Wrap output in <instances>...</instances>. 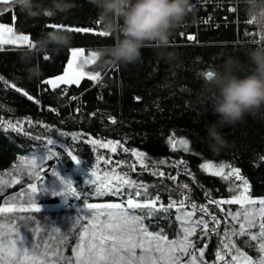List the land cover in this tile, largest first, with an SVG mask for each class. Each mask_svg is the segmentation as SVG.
<instances>
[{
  "label": "trees",
  "instance_id": "1",
  "mask_svg": "<svg viewBox=\"0 0 264 264\" xmlns=\"http://www.w3.org/2000/svg\"><path fill=\"white\" fill-rule=\"evenodd\" d=\"M210 1L212 4L207 10L213 14V19L209 23L199 24L200 16L204 21L208 20L207 13L194 10L195 21L171 38V47L167 51L177 53L176 60L166 62L153 49L146 48L142 60L127 68H109L101 72L96 70L97 60L89 65V71L100 75L97 85L94 84L96 79L84 78L77 85L52 89L45 81L63 73L72 49L80 48L88 54L97 47L113 44L114 37L96 34L98 10L88 0H76L79 7L67 17L39 19H29L13 3L0 0V24L12 25L16 33L29 35L33 42L42 32L56 29V25L87 29L69 31L74 36L73 43L60 53L49 54L47 60L45 56L34 59L33 63L39 62L43 70L39 79H29L25 65L19 61V51L30 47L0 46V174L9 170L20 157L48 154V147L44 148L34 139V129L45 128L64 135L69 148L49 146L54 155L46 166L59 164L72 176L71 181L79 194V200L69 195L66 204H59L58 197L36 200L41 207L39 212L47 214L41 217L44 225L38 235L40 244L47 237L52 238L53 232L48 229L57 224L60 226L61 214L69 215L71 226L68 230L71 229L73 235V232L90 226L94 213L86 208L88 203L114 202H121L129 214L140 218L148 232L166 237L167 241L175 240L182 231L178 219L181 204L168 207L173 204L165 193L170 186L190 187V201L195 206L204 204V190L213 199L228 198L233 194L224 178L203 170L205 163H224L238 169L249 182L250 197L264 198V117H248L235 127L222 129L231 146L215 153L208 147L206 126L217 117L212 113L211 101L200 97L202 74L219 67L226 55L239 56L247 70L244 53L248 48L264 45V31L247 18L239 0ZM233 4L235 11L230 10ZM189 19L191 21V17ZM188 36L194 39H188ZM20 125L28 126L29 136L17 131ZM93 140L114 142L129 157L136 152L143 154L147 166L145 169L137 167L134 175L143 173L139 181L148 188L147 196L141 193L142 189L129 186H124L119 195L105 187L103 194H97L100 181L86 183L90 176L83 177L76 171L68 153L72 151L79 157H86L92 150L90 141ZM180 140L188 141V150L179 144L176 149L171 147L172 142ZM165 162L171 167L165 166ZM156 167L166 170V174H169L168 170H174L172 174L176 175V180L168 181L166 177L151 173L150 168ZM44 174L46 182L48 173ZM25 180L15 181L3 195L0 194V200L6 194L29 192L31 188ZM166 182L170 183L166 185ZM134 192L141 194L132 196ZM129 198L135 202L155 200L156 204L154 208L132 209L127 206ZM49 205L53 207L49 208ZM186 206L191 205L187 203ZM206 223L208 227L212 225L210 220ZM235 242L241 247V240ZM218 248V242L211 238L203 254L204 264H218Z\"/></svg>",
  "mask_w": 264,
  "mask_h": 264
},
{
  "label": "clouds",
  "instance_id": "2",
  "mask_svg": "<svg viewBox=\"0 0 264 264\" xmlns=\"http://www.w3.org/2000/svg\"><path fill=\"white\" fill-rule=\"evenodd\" d=\"M97 10L96 22L101 30L114 37L111 45L93 50L96 70L135 65L142 60L143 50L172 62L178 58L171 47V38L195 21L192 0H88ZM247 18L264 31V0H239ZM13 5L29 19L67 17L79 7L76 0H14ZM191 17V21L190 18ZM74 36L64 29L42 32L34 47L21 49L19 61L25 65L29 79H39L43 70L40 56L60 53L70 47ZM245 62L239 56L226 55L219 67L202 74L200 97L211 101V110L217 117L206 126L208 147L215 153L229 148L231 142L222 133L225 127H235L246 118L264 117V45L248 48ZM88 68V61H81Z\"/></svg>",
  "mask_w": 264,
  "mask_h": 264
},
{
  "label": "rangeland",
  "instance_id": "3",
  "mask_svg": "<svg viewBox=\"0 0 264 264\" xmlns=\"http://www.w3.org/2000/svg\"><path fill=\"white\" fill-rule=\"evenodd\" d=\"M4 1V0H1ZM3 25V24H0ZM5 28H7L6 25H3ZM13 28V26H12ZM16 33V32H15ZM0 34H2V31H0ZM17 35H27L23 33H16ZM29 36V35H28ZM1 44L0 46H2ZM5 45V44H4ZM13 46H20L18 44H9ZM77 51L79 54L81 51L83 52L82 56H78L76 66L78 68H81V61L86 60L88 61V66L93 64L96 59L93 58L92 53L89 52L86 54V52L83 49L80 48H74L70 51V57L69 60L65 66V69L63 73L51 77L49 79L55 81V87L51 84L49 86L54 89L61 85H71V84H79L84 78H88V76H95L99 77L100 75L98 73H94L89 71L88 69L84 72H86L88 75L85 77L80 78L79 83H65L59 80V77L64 76L66 73H69L71 70L68 68V64L73 61L72 52ZM48 79V80H49ZM89 79V78H88ZM19 133L29 136V133L27 132L29 130L27 125H20L19 128H17ZM34 136L35 140L38 141L41 145H43L44 148H47L46 142L48 139H53L55 141V144L52 146H61L68 150L67 146V140L64 137V135L54 132L52 130H38L34 129ZM95 141V140H94ZM97 143L93 144L90 141L91 151L89 152V155L86 157H79L83 163L80 166H77L75 163L76 171L78 173H81L83 177L90 176L89 170H95L97 172V177H92L93 180H99L100 184L101 182H104L105 185L108 184L110 181L111 186L115 187L117 184L120 183L119 180H116L114 177L119 175L123 176L128 180H131L135 183L137 189H142L141 193H144L146 196L148 195L145 193V190L148 188L146 186H143L139 180L140 176H142L143 173L139 172V175H134L135 169L137 167H140L141 169H145L147 166L145 164V161L143 159V164L135 155L133 157H129V154H126V152H123V150H120L119 146L115 144L114 142H111L109 144V141H96ZM101 144H108L107 147H101ZM115 148V151H112V148ZM73 154L72 151H69ZM123 153H125V156H123ZM48 154H36L26 157H20L17 162L7 171L0 174V194L3 195L8 187L13 185L15 181H18L20 179L26 178V184L30 187V185L35 184L37 187L36 193H32L31 189L29 192H15L12 194H6L2 196L0 200V208L4 207H10V208H28L32 202L34 201L36 205V200L38 199H48V198H54L58 197L60 203L59 204H66L69 201V198L67 197V201L61 197V196H53L52 192H61L63 190V185L60 183V180L56 177H53L52 171L57 170L60 174V177L65 180H72V176L66 172V170H63V168L55 163L53 166H46V162L49 161L51 158L47 160H43L47 157ZM75 155V154H73ZM37 157V168L33 169L31 167V159L32 157ZM128 156V157H127ZM39 158L41 160H39ZM105 161H111V163H106ZM205 164H212L215 165L217 168L223 167L225 176L228 178L225 179L229 183V188L233 192V194L228 198H217L213 199L208 194L207 190H204L205 193L203 197H205V201L203 205L196 206L193 208V203L190 201L192 199V193L190 187L187 186L185 188V185H182V189H179V187L170 186L169 190H166V198L169 199L172 203L175 202V205L184 204L183 207L180 205L178 206L179 210H181L178 213V217L181 226V235L172 241H167L169 243L171 242H179L183 240L185 236L184 228L188 226L195 227V232L189 237V239L193 242V247L189 249L190 254H194L197 256V264H201V261L203 262V256L201 257L199 255L200 251H203V254L207 251L210 239L214 237L216 242H218V253L224 256V260H220L218 264H238V262L242 259L240 255L237 253V249L239 250V253L242 254L243 257H249L252 260V264H259V261L261 259H264V252L260 251L259 244L261 242H264V237L259 236V224L261 222V217L259 216V208L262 207L258 203L255 205H247V204H240V203H224L222 205H217L216 203H211V201H222V200H230L235 199L239 195L243 194L248 197H250V188H249V182L246 178L240 175L241 179H237L235 175H231L232 173V167L228 166L227 164L220 163H205ZM165 166L168 168L171 167V165H168L167 162H165ZM203 168V167H202ZM151 173H155L156 175H159V173H163L164 175L161 177H166L168 181H175L176 175L172 174V171L174 170H168L169 174H166L167 171L161 170L160 168H150ZM204 170V169H203ZM175 172V171H174ZM207 173H210L209 171H206ZM48 173L46 177L45 182V174ZM107 174V175H105ZM211 174V173H210ZM218 176V175H217ZM247 181V191H245V185L243 181ZM160 182V181H159ZM170 182H166V185ZM164 185V184H163ZM41 186V187H40ZM127 186L126 184L121 185V189ZM31 188V187H30ZM48 189L47 193L44 192V189ZM107 188V187H105ZM134 188V187H132ZM193 192V190H192ZM154 199H157L156 197ZM254 200L259 201L260 199L264 198H252ZM156 201L161 202V200L157 199ZM155 200L152 201H139L137 203L145 204V203H154L156 204ZM25 202L27 204H25ZM119 203L121 202H114ZM187 203H190L191 206L187 207ZM100 204V203H99ZM104 204H111V203H101L100 205ZM237 204V205H235ZM39 206V205H38ZM49 208H52L53 205H49ZM41 208V207H40ZM125 208V207H124ZM145 208V207H144ZM154 208V207H151ZM206 208L207 214L205 212H202L200 209ZM254 211L256 213L255 216V227L247 229V233L245 235H233V231L235 233L240 232V225L244 222V212L245 210ZM126 210V208H125ZM103 211V209H102ZM240 212L241 217L239 220H234L232 216L236 213ZM188 213H192L191 217H188ZM210 214V215H209ZM47 214L43 212H36V211H9V212H3L0 213V239L4 238L3 229L4 228H11L13 225L20 231L21 235H24L26 238V241L28 245L30 246L31 243H33L34 246H37V264L41 260H44L43 257V245L45 242L49 243L53 249L59 248L60 253L65 258L64 260H60L58 262L61 264H67L68 260L75 261V253L73 249L76 247V245L79 243L80 235L83 233L82 231L72 232L69 234L68 227L71 226V221L69 220V215L67 213L61 214L60 219L62 223L55 225V228H59L60 231L53 233L52 238H46L45 242L43 244L39 243L38 235H36L33 232L29 231V228L33 227L34 225H41V231L42 226L44 225V222L41 217L46 216ZM56 216V213L54 214ZM214 216L217 218L219 223L217 224L215 221L211 219V217ZM25 218V219H22ZM31 218V219H27ZM105 217H101V219H104ZM187 218L189 220L188 224L184 223V219ZM204 220L205 222L207 220L212 221V225L209 227V232L207 235L203 233L202 225H196L194 222L197 220ZM207 219V220H206ZM42 221V222H41ZM28 224L27 227H24V224ZM89 227L87 225L85 228ZM214 229V230H213ZM40 231V232H41ZM32 233V234H30ZM251 235H257L258 239L253 241L251 240ZM230 240V241H229ZM235 240H241V247H239ZM229 245V247H225V245ZM234 245V247H233ZM31 249L29 250L30 255L29 258L26 260L23 257L19 258V264H32V256H31ZM137 255L141 254V250H136ZM159 255V254H157ZM181 257L180 264H191L190 255H183L181 253H177ZM233 256H237V260H233ZM49 259H55L54 257L49 256ZM0 264H5L4 261L0 260ZM15 264V262H14ZM45 264L47 262L45 261ZM160 264H166L165 261H160ZM204 264V263H203Z\"/></svg>",
  "mask_w": 264,
  "mask_h": 264
},
{
  "label": "snow or ice",
  "instance_id": "4",
  "mask_svg": "<svg viewBox=\"0 0 264 264\" xmlns=\"http://www.w3.org/2000/svg\"><path fill=\"white\" fill-rule=\"evenodd\" d=\"M14 3V0H4V3ZM97 23V22H95ZM52 27V26H46ZM56 28L64 29L67 31H87L84 28H78L76 26H64V25H56ZM0 44H18L20 46L34 47V42L30 39L28 35H17L15 33L14 28L8 27L5 28L3 25H0ZM101 36H107L108 33L99 32L96 33ZM188 39H194L193 36H188ZM83 52L81 51L79 54L77 51L72 52L73 61L68 64V68L71 70L69 73H66L64 76L59 77V80L65 83H79L80 78L87 76L88 74L83 71L82 68H78L76 66V62L78 56H82ZM94 52L92 56L94 57ZM44 59H49L45 57ZM210 75V72H206ZM89 79H97L95 76H88ZM45 83L51 84L55 87V81L49 79L46 80ZM20 91V89H17ZM27 95V93H24ZM29 99L32 97L29 96ZM113 123L115 121L113 120ZM12 125H9L11 127ZM91 143L95 144L96 141H91ZM111 142H109L110 144ZM55 144L53 139H48L46 142V146H48V155L45 159L47 160L54 155L52 151V147ZM183 147L184 150H188V141L180 140L178 142H172L171 147L176 149L177 145ZM101 147H107L108 144H101ZM112 151H115V148H112ZM134 155L141 161L143 164V154L136 152ZM68 158H70L77 166H80L83 161L77 156L73 155L71 152L68 153ZM39 160H41L39 158ZM106 163H111V161H105ZM31 167L33 169L37 168V157L33 156L31 161ZM205 171H209L212 175L222 176L225 179L228 177L225 176L224 168H217L212 164H204L202 165ZM90 179L86 181L87 184H95L96 180L91 179V177H99L97 176V172L95 170H89ZM53 177H56L60 180V183L63 185V190L61 192L53 191V196H61L67 201V197L69 195L76 197L79 200V194L77 192V187L71 180H65L60 177V174L57 170L52 171ZM107 175V174H105ZM159 175L163 176L164 174L161 172ZM231 175H235L237 179H241L240 173L238 169L233 168ZM116 180H119L120 183L115 187L111 186L110 181L107 185L104 182H101V185L97 187V194H103V188L107 187V190L115 195H119L121 191V185L126 184L129 187H136L135 183L131 180L126 179L123 176H115ZM245 185V191H247V181H243ZM32 193H36L37 187L35 184L30 185ZM187 188V185L184 186ZM48 189H44V192L47 193ZM146 191V190H145ZM140 192H134L132 196H139ZM211 203H216L217 205H222L224 203L234 204L240 203L242 205H255L259 204L262 207L259 208V216L261 217V222L259 224V236L264 237V199H260L259 201L252 199L246 195H239L235 199L230 200H222V201H211ZM128 208H140V207H155L154 203H145L140 204L135 202L133 199L129 198L127 201ZM175 202L170 204L168 207H175ZM183 207V204L180 205ZM163 207V206H162ZM196 206L193 205V208ZM88 210L93 211V215L90 219V226L85 228L83 233L80 235L79 243L73 249L75 253V261L68 260L67 264H160V261H165L166 264H180L181 257L177 255V253H181L183 255H190L191 264H197V256L189 253V249L193 247V242L189 239V237L195 232V227L188 226L184 228L185 236L183 240L179 242H167V238L163 236H156L152 233L148 232L145 229L140 221V218L135 216L134 214H129L124 206L119 203H111V204H93L88 203L86 205ZM103 209V211H102ZM41 211L40 206L36 205L33 201L32 204L28 208H10L4 207L0 208V213L9 212V211ZM202 212L207 214L206 208L200 209ZM87 214V213H86ZM192 213H188V217L190 218ZM210 215V214H209ZM256 213L254 211L245 210L244 212V222L240 225V232L235 233L233 231V235H245L247 233V229L255 227ZM101 217H105L101 219ZM241 217L240 212H236L232 218L234 220H239ZM79 218V217H77ZM25 219V218H22ZM31 219V218H27ZM178 219H181L178 217ZM211 219L215 221L217 224L219 221L216 217L212 216ZM184 223L188 224L189 220L187 218L184 219ZM196 225H202V230L205 235L209 232L208 223L204 220L200 219L194 222ZM27 223L24 224V227H27ZM214 230V229H213ZM30 232L39 235L41 231V225H34L29 228ZM49 232H59V228L48 229ZM4 238L0 239V260L4 261L5 264H19V258L23 257L24 259H28L31 249L32 256V264H37V246H34L33 243L28 245L26 238L24 235H21L20 231L13 225L11 228L3 229ZM69 234H71V229L69 230ZM47 235V232L45 233ZM257 235H251V240H257ZM225 247H229V245H225ZM234 247V245H233ZM43 257L44 260H41L39 264H58L60 260H64L65 258L59 251V248L53 249L51 245L47 242L43 245ZM140 249L141 254L137 255L136 250ZM260 251L264 252V242L259 244ZM238 255L242 257V259L238 262V264H252V260L249 257H243L242 254L239 253L237 249ZM159 254V255H157ZM199 255L203 256V251H200ZM220 260H224V256L221 254H217ZM49 256L54 257L55 259H49ZM233 260H237V256H233ZM201 264L203 262L201 261ZM227 264V262H226ZM259 264H264V259L259 261Z\"/></svg>",
  "mask_w": 264,
  "mask_h": 264
},
{
  "label": "built area",
  "instance_id": "5",
  "mask_svg": "<svg viewBox=\"0 0 264 264\" xmlns=\"http://www.w3.org/2000/svg\"><path fill=\"white\" fill-rule=\"evenodd\" d=\"M210 0H196L194 3H193V5H194V10L196 11V12H204V13H207V16H208V20L207 21H204V19H203V17H199V24L200 23H203V24H207V23H209V21H210V19H213V14L210 12V11H208L207 10V7H208V5L209 4H212L211 3V1L209 2ZM230 10L231 11H235L236 9H235V4H233V5H230ZM200 20H201V22H200ZM3 25H6L7 26V28L8 27H12V25H10V24H3ZM97 33H99V32H102V30H101V27H100V25H97V28H96V30H95ZM98 82H99V80H95L94 81V84L95 85H97L98 84Z\"/></svg>",
  "mask_w": 264,
  "mask_h": 264
}]
</instances>
